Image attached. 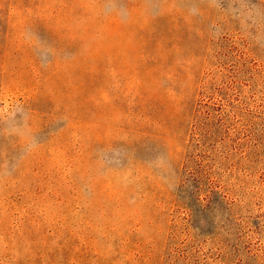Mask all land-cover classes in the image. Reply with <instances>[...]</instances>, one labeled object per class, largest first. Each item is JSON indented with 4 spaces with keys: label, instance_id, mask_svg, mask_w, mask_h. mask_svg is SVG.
<instances>
[{
    "label": "rangeland",
    "instance_id": "rangeland-1",
    "mask_svg": "<svg viewBox=\"0 0 264 264\" xmlns=\"http://www.w3.org/2000/svg\"><path fill=\"white\" fill-rule=\"evenodd\" d=\"M0 264H264V0H0Z\"/></svg>",
    "mask_w": 264,
    "mask_h": 264
},
{
    "label": "trees",
    "instance_id": "trees-1",
    "mask_svg": "<svg viewBox=\"0 0 264 264\" xmlns=\"http://www.w3.org/2000/svg\"><path fill=\"white\" fill-rule=\"evenodd\" d=\"M198 112L192 146L189 150V154L187 155V167L185 168L187 184H185L187 187L192 188V197H196L201 193H204L206 201L205 207L209 208L213 205V203H215L216 200H220L217 196V192L213 191L211 186L207 183L209 173L203 172L205 169L204 164L202 163L206 160H209L207 157H205L203 151L213 142L214 134L208 124L209 117L203 115L202 111ZM220 203H222V201H220ZM187 209L190 212V216L194 217V215H192V209L189 207H187Z\"/></svg>",
    "mask_w": 264,
    "mask_h": 264
}]
</instances>
